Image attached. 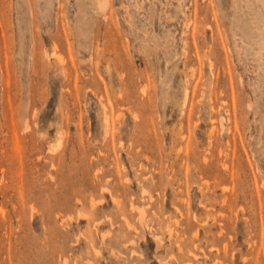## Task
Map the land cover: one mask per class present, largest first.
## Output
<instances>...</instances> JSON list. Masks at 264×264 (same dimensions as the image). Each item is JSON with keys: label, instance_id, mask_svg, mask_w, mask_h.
I'll return each mask as SVG.
<instances>
[{"label": "rangeland", "instance_id": "374dc122", "mask_svg": "<svg viewBox=\"0 0 264 264\" xmlns=\"http://www.w3.org/2000/svg\"><path fill=\"white\" fill-rule=\"evenodd\" d=\"M0 264H264V0H0Z\"/></svg>", "mask_w": 264, "mask_h": 264}, {"label": "bare ground", "instance_id": "6f19581e", "mask_svg": "<svg viewBox=\"0 0 264 264\" xmlns=\"http://www.w3.org/2000/svg\"><path fill=\"white\" fill-rule=\"evenodd\" d=\"M99 5H100V4H99ZM81 8H82V7H81ZM80 18H81V17H80ZM81 19H82V18H81ZM83 19H84V18H83ZM80 21H82V20H80ZM80 21H79V22H80ZM82 22H84V20H83ZM82 24H83V23H82Z\"/></svg>", "mask_w": 264, "mask_h": 264}]
</instances>
